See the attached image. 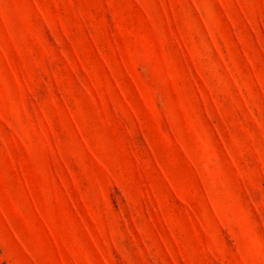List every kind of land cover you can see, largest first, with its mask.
Returning <instances> with one entry per match:
<instances>
[{
	"label": "rangeland",
	"instance_id": "obj_1",
	"mask_svg": "<svg viewBox=\"0 0 264 264\" xmlns=\"http://www.w3.org/2000/svg\"><path fill=\"white\" fill-rule=\"evenodd\" d=\"M0 264H264V0H0Z\"/></svg>",
	"mask_w": 264,
	"mask_h": 264
}]
</instances>
